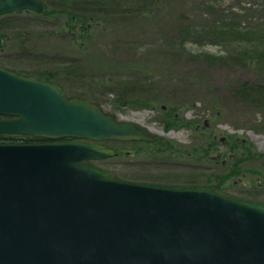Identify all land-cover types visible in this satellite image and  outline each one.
<instances>
[{"label": "rangeland", "instance_id": "374dc122", "mask_svg": "<svg viewBox=\"0 0 264 264\" xmlns=\"http://www.w3.org/2000/svg\"><path fill=\"white\" fill-rule=\"evenodd\" d=\"M63 23L61 15L23 10L0 16L3 36L12 30L0 66L50 76L69 96L174 145L105 140L116 155L97 165L128 180L215 184L264 201V98L240 91L244 83L264 86V0H124L87 30ZM18 30L28 32L25 41ZM136 99L151 105L123 101Z\"/></svg>", "mask_w": 264, "mask_h": 264}, {"label": "water", "instance_id": "95a60500", "mask_svg": "<svg viewBox=\"0 0 264 264\" xmlns=\"http://www.w3.org/2000/svg\"><path fill=\"white\" fill-rule=\"evenodd\" d=\"M21 10L47 5L0 0V16ZM0 114L1 134L48 139L0 142V264H264V201L94 162L116 155L105 140L156 141L146 126L4 66Z\"/></svg>", "mask_w": 264, "mask_h": 264}, {"label": "trees", "instance_id": "16d2710c", "mask_svg": "<svg viewBox=\"0 0 264 264\" xmlns=\"http://www.w3.org/2000/svg\"><path fill=\"white\" fill-rule=\"evenodd\" d=\"M124 0H43V2L47 5V11L45 13H38L32 10H23L27 12L35 13L39 16H63L64 17V23L61 24V27L68 31L74 32L77 28L80 30H87L90 28V26L93 24V22L105 15H108L110 12L118 10L123 6ZM56 7V8H55ZM4 29H11L13 27V24L11 23H4L2 25ZM12 31V30H11ZM11 31L8 32L5 36L7 37L6 44L9 42V38L11 37ZM2 33V32H1ZM5 35V34H4ZM28 35L27 31H17V39L21 37L24 41L26 40V36ZM61 55V54H58ZM58 55H53L57 57ZM22 73V71L18 70ZM37 75L40 78L44 79H51L50 76H44ZM105 81H109L108 78L105 79ZM240 91L249 94V96H258L260 99L264 98V86H254V85H248L246 83L242 84L240 87ZM240 91H237L241 93ZM124 102H137L144 106H150L151 103H147V101L140 99H136L133 101L129 100H123ZM262 102V105L264 106V102ZM169 109V107H168ZM164 110L167 114V124L168 126L172 125L173 122V112L171 110ZM21 139L22 142H43L47 140L43 137H36V136H28V135H10V134H1L0 133V142H15L16 140ZM136 143H141L147 146H153L157 147L159 145H167L166 147L173 148L174 145L170 140H161L158 138L156 141L148 142V141H135ZM259 156V155H258ZM245 160V157L240 159ZM238 165V163H237ZM237 166L226 175V178H228L230 175L234 174L236 172ZM222 180L218 183H220Z\"/></svg>", "mask_w": 264, "mask_h": 264}, {"label": "flooded vegetation", "instance_id": "af4514ba", "mask_svg": "<svg viewBox=\"0 0 264 264\" xmlns=\"http://www.w3.org/2000/svg\"><path fill=\"white\" fill-rule=\"evenodd\" d=\"M5 118H10V116H6V115H1L0 114V119H5ZM48 140V139H47ZM47 140H45V141H47Z\"/></svg>", "mask_w": 264, "mask_h": 264}]
</instances>
